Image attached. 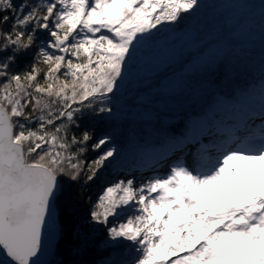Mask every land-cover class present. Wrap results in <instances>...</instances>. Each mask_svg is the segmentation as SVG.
Listing matches in <instances>:
<instances>
[{"label":"snow or ice","instance_id":"snow-or-ice-1","mask_svg":"<svg viewBox=\"0 0 264 264\" xmlns=\"http://www.w3.org/2000/svg\"><path fill=\"white\" fill-rule=\"evenodd\" d=\"M200 8V0H0V264H58L42 257L56 256L68 234L69 188L87 196L117 154L109 133L82 127L85 114L111 115L139 46ZM32 50L28 68L14 71ZM205 51L190 52L157 87L194 92L185 65L194 70ZM90 204L74 226L77 252L99 226L103 243L135 245L131 264H264V136L233 134L195 168L118 178Z\"/></svg>","mask_w":264,"mask_h":264},{"label":"trees","instance_id":"trees-1","mask_svg":"<svg viewBox=\"0 0 264 264\" xmlns=\"http://www.w3.org/2000/svg\"><path fill=\"white\" fill-rule=\"evenodd\" d=\"M260 3H264V0H260ZM260 3L251 4L244 1L225 2L219 9L211 8L209 11H205L206 16L217 14L212 19L210 17L206 20L201 17L194 18L196 14L192 16L185 15L183 21L179 24L162 28L159 32L153 30L151 38L145 40L139 46L135 59L131 62L128 80L125 82L124 87L111 100V106L113 107L112 114L104 115L100 118L88 114L84 116L82 127L94 129L97 136L109 133L113 138L114 146L117 148V154L101 170L98 178L88 186L86 190L87 196L82 197L80 189L76 186L69 188L70 215L68 234L59 249V253L53 256L51 260L57 261L58 264H104V262H108L104 257L116 251L117 260L115 261L114 259V261L118 262L116 264H120L121 257L117 251V246L108 243L103 245L102 239L105 240L104 236L106 234L104 229L99 226H97L94 233V239L88 240L86 247L82 246V250L77 252V246L82 245V241L75 235L74 226L87 215V211L91 207L90 201H95L102 193L104 184L112 180L117 175V172L125 175V172L128 171L125 170V166H129L131 160L140 152V149L135 146V142H147L152 137L163 135L160 134L162 132L160 130L163 129L162 127L170 131V135L174 134L178 138L190 136L195 125H204L202 128L205 127V124L206 128L210 125L211 130L209 131L213 134H218L224 132L222 129L227 128L229 124V126H233V119L242 117V113L248 107L251 105L258 107L264 103V88L259 90L262 91L261 94H253L252 92L251 94L249 90L245 92L244 89H239L232 95H215L211 100L202 105L201 108L203 109H197L196 113H191L188 116L183 113H179L176 116L170 115L166 120H160L163 114L159 110L157 111L156 105H154L158 101L170 96L173 97L176 94V89L168 90L157 87V82L167 83L174 72H179L181 62L188 60L190 52L204 47H216L215 44L221 39L224 40L219 44V46L223 47L222 53L219 55L209 53V55H212L211 57L206 53L203 61L210 60L209 63L219 62L222 60L223 55L234 47L256 51V48L264 43V24H262L264 7H260ZM185 29L189 31L197 30L195 40H201L209 34L210 38L206 43H201L202 45L195 48L180 45L178 49L179 54L169 55L164 60L158 62L152 61L151 56L162 55V51H160V54H157V50L159 47H162L161 45H167L170 42L169 35L171 32L177 33ZM33 51L19 57L13 66V70H26L33 59ZM204 64L207 65V63ZM165 70H167L166 74ZM192 72L187 70V72L185 71V75H191ZM236 108H240V112L236 111L239 112L237 116H235L236 114L232 116L231 113ZM144 109L147 110L146 114H143ZM197 113L200 115L198 119L195 116ZM159 114L162 115L159 116ZM212 115L221 118V124H214L212 119H208ZM162 138V136L159 137V145L161 140H163ZM156 145L158 146V144ZM177 147L178 145L174 149ZM146 152L149 155V163H152L155 160V151L150 150ZM88 155L94 156L95 154L89 152ZM167 155L168 153L165 152L164 155H160L158 158L160 159ZM149 163L144 165L148 166ZM145 166H142L141 169H145ZM82 231L87 234L91 230L82 229ZM0 259H3L2 255H0Z\"/></svg>","mask_w":264,"mask_h":264},{"label":"rangeland","instance_id":"rangeland-1","mask_svg":"<svg viewBox=\"0 0 264 264\" xmlns=\"http://www.w3.org/2000/svg\"><path fill=\"white\" fill-rule=\"evenodd\" d=\"M229 1L230 2L244 1L247 3H251V4H255V3L258 4V2L260 3V0H228V1L227 0H200L201 8L199 9L198 13L195 15L194 18L201 17L202 19L206 20L211 17L210 19H212L213 16H217V14H213L212 16L211 15L206 16L205 11L207 10L209 11L211 8L219 9L221 6L225 4V2L229 3ZM260 4H261L260 7H264V3H260ZM262 24H264V16L262 18ZM196 33H197V30L189 31L187 29L178 31L177 33L171 32L169 35L171 39L170 42L167 45L163 44L165 46L161 45L162 47H159L157 50L158 51L157 54H160V51H162L163 56L153 55L151 56V59H153L152 61L158 62L160 60H164L169 55L179 54L178 49L180 45H186L187 47L195 48V47H198L199 45L206 43V41L210 38V34H209L201 40H195ZM174 39H177V40H174ZM223 41L224 40L222 39L219 40L218 43L215 44L216 47L206 48L205 55L206 53L207 55L209 53H213L215 55H219L220 53H222L223 47L219 46V44L222 43ZM259 49L260 50H258L255 53L254 51H250L248 49L247 50L242 49L241 47L232 48L225 55H223L222 61L224 64L221 66L217 65L215 72L210 73V75L208 76H205L207 74L202 73L203 71L207 70V69L203 70L202 66H206V68H209L210 65L207 66L204 63L209 64L210 60L203 61L204 57H201V60L198 63L197 68H196V69L199 68L200 69L199 71H201L200 78H197V79L192 78V83L195 85L196 90L194 92L191 90H185L187 99L184 100V103L181 105L180 109H176L181 112H177L176 114H171V115L176 116L177 114L179 115V113H183L188 116V115H191V113H196L197 109H200L203 104L207 103L209 100H211L212 97H214L217 94L218 95H221V94L232 95L236 93L239 89H244L245 92H248V90H250L249 86H251V84L254 85L255 80L253 81V79H255L254 76H255V71H256L255 70L256 62L264 63V45L260 46ZM251 56L256 58L257 61L254 62ZM191 67L192 66L185 65V71L187 72V70H189V68ZM257 70L264 71V64L261 65V67H259V69ZM259 89H257L256 92H252V93L261 94L262 91H259ZM208 93H209L208 96L211 95V97H207L206 100H202L203 99L202 97L206 96ZM171 104H173V102ZM154 105H156L157 111L159 110V112L163 114V116H161L162 114H159V116H161L160 120L168 119V117L170 116L168 114L169 112H167L166 115H164L167 103L162 100V101L155 103ZM263 106H264V103H262L258 107L251 105L242 113L243 114L242 117H236L233 119L232 122H233L234 127L229 126L230 125L229 124L227 128L222 129L224 130V132L218 133V136L216 133L209 134L211 135L212 138L213 136L216 138L215 142L214 140H211L210 142L206 141L209 137V135H207L206 132L208 130H211L210 125L208 129L206 128V124L204 128H202L204 125L203 126L195 125V128L193 131H195L194 136L196 135L197 136L193 137V131H192L190 136L184 137V138L183 137L178 138L174 134L170 135L169 134L170 131L165 130L164 129L165 127H162L163 129L160 130V132L161 131L162 132L161 133L159 132V133L163 135L152 137L149 141L147 140V142H144V141L142 143L135 142V146L138 149H140V152L131 160V163L129 164V166L128 165L125 166V170H128V171L125 172V175L123 173L117 172V175L112 180L106 182L103 188L111 184L114 180L118 178H122L126 175L135 176L138 181L141 179L147 178L149 176H152V175H163L168 170V168L175 163H181V164H185L188 167L195 168L197 164L199 163V157L202 154L212 156V151L225 143H229L233 134L235 136H239L242 138L250 134H254V136L257 139H259V137L262 138V136H264V127L260 129V127L257 125L253 127L252 125L251 127H249L248 125L250 124V118L253 119L255 115L257 114L258 110H260L259 108H262ZM239 110L240 108L239 109L236 108L235 111L233 110L231 115L234 116V114H236L235 116H237V113L240 112ZM236 111H239V112H236ZM146 113H147V110L144 109L143 114H146ZM195 116L197 117V119L200 117L198 113L195 114ZM208 119H212L213 123L218 124V125L221 124L222 122V119L219 117H216L215 115H212ZM248 129H250V131H248ZM236 130L237 132H234ZM200 134H203L200 137V139L208 143V145L205 146V150L201 149L203 148V146H201V148L198 145L195 146L194 145L195 142H194L192 143L194 146L191 148L192 149L191 152H188V151L183 152L184 149H181V148L190 146L189 145L191 144L190 141L191 142L196 141V139L198 138V135ZM161 136L163 137L162 138L163 140H161L160 145H159V140H160L159 137ZM154 140L156 141L154 142ZM172 141H175V143L172 144L173 143ZM148 142H150L151 144ZM156 144H158V146ZM177 144H179L178 147L174 149V147L177 146ZM159 146L161 147L159 148ZM150 150L155 151L154 153L155 160L152 163H149L150 161L148 160L149 155L146 152V151L149 152ZM165 152L168 153L167 158L166 160H163L161 162V159H159L158 157L160 155H164ZM185 159L187 160L189 159V160L187 161ZM146 163H149L148 166L144 165ZM142 166H145L146 168L141 169ZM116 222L118 223L119 220H117ZM104 238H106V235L104 236ZM102 240L104 241V239ZM104 244L105 243H103V245ZM108 244H113L117 246V251L119 252V256L121 257L120 264H131V262L137 255V252L135 250V245H133L131 242L127 240H117V241L109 240ZM104 258L108 260V264L118 263V262H115L117 260L116 251L110 253V255L109 254L106 255Z\"/></svg>","mask_w":264,"mask_h":264},{"label":"water","instance_id":"water-1","mask_svg":"<svg viewBox=\"0 0 264 264\" xmlns=\"http://www.w3.org/2000/svg\"><path fill=\"white\" fill-rule=\"evenodd\" d=\"M263 45H264V43H262L260 46H263ZM259 48L260 47L256 48V51H254V52L256 53L258 50H260ZM250 51H252V50H250ZM251 57L254 60V62L257 61L256 58H254L253 56H251ZM223 64L224 63H223L222 60L219 61V62H211V63L207 64V66L210 65L209 68L202 67L203 70L204 69L205 70L207 69L206 71H203L202 73L207 74L205 76H208V75H210V73L215 72L217 65H220L221 66ZM196 68L194 70H191V71H193L192 73H194V74L191 73V75H187V76H191V78H194V79L200 78V72L201 71H199L200 70L199 68L198 69H196ZM176 91L177 92H176L175 95H173V97L170 96V97H167V98H164L163 99V101L167 103L166 108H165L164 115H166L167 112H169L168 113L169 115L176 114L177 112H181V111L176 110V109H180L181 105L184 103V100L187 99V96H186V93H185L186 91L185 90H182V89H176ZM208 95H209V93L206 96H203L202 97L203 98L202 100H206L207 97H210L211 96V95L210 96H208ZM224 95H228V94H224ZM160 101H162V100H160ZM170 102L171 103L173 102V104H171ZM52 257L53 256H51V255H45L44 257H42V259L45 262H47V261H50L52 259Z\"/></svg>","mask_w":264,"mask_h":264},{"label":"bare ground","instance_id":"bare-ground-1","mask_svg":"<svg viewBox=\"0 0 264 264\" xmlns=\"http://www.w3.org/2000/svg\"><path fill=\"white\" fill-rule=\"evenodd\" d=\"M254 78L255 79H253V81H254V85L253 84H251V86H249L250 87V90L249 91H251V92H256V90L257 89H259L260 87H261V85L262 84H264V71L262 72V71H258V70H256L255 71V76H254ZM253 83V82H252ZM226 96V95H225ZM260 110H258V112H257V114L255 115V117L253 118V119H251L250 118V124L248 125L249 127H251V125H252V127L253 126H259L260 127V129H262L263 127H264V106L262 107V108H259ZM247 115H249V114H247ZM208 129V128H207ZM241 129V128H240ZM248 131H250V129H248ZM247 131V132H248ZM234 132H237V130L236 131H234ZM263 133V132H262ZM206 134L207 135H209V134H211V132L208 130L207 132H206ZM203 134H200V135H198V138L196 139V141H193V142H195L194 143V145L195 146H199V147H201V146H203L204 148H201L202 150H205V146L206 145H208V143L207 142H204L203 140H201L200 139V137L202 136ZM197 136V135H196ZM217 136H218V134H217ZM257 136V135H256ZM259 139H260V137H259ZM171 140H173V139H171ZM211 140H214V142L216 141V138L213 136V138L211 137V135H209V137H208V139L206 140V141H211ZM173 143L172 144H174L175 143V141H172ZM177 145H179V144H177ZM193 144H191L190 146H186V147H182L181 149H186L188 152H191V148L194 146ZM161 146H159V148H160ZM184 152V151H183ZM217 154V148L215 149V150H213L212 151V156H215ZM166 158H167V156H164V157H162V158H160L161 159V162L163 161V160H166ZM179 159V158H178ZM185 160H187V159H185ZM189 160V159H188ZM187 160V161H188Z\"/></svg>","mask_w":264,"mask_h":264}]
</instances>
